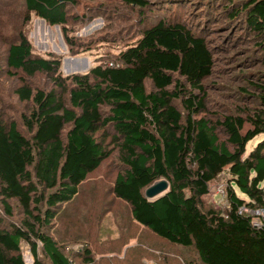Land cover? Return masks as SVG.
<instances>
[{
  "label": "trees",
  "instance_id": "1",
  "mask_svg": "<svg viewBox=\"0 0 264 264\" xmlns=\"http://www.w3.org/2000/svg\"><path fill=\"white\" fill-rule=\"evenodd\" d=\"M6 1L14 0L0 4ZM119 1L140 13L152 2ZM221 1L203 3L211 7ZM229 1L221 8L230 12V20L243 15L264 51V0ZM20 3L26 18L33 12L50 25H63L65 7L76 0ZM66 42L73 45L68 36ZM111 57L83 73L63 76L61 59L35 54L22 29L0 54V66L3 62L17 75L14 93L25 103L19 114L24 131L0 113V202L12 214L10 201L15 200L23 215L18 223L0 227V264H28L22 241L32 254L29 264H73L49 229L58 207L73 200L87 175L109 156L96 136L108 127L116 134L123 168L111 192L128 204L132 221L192 249L198 264H264V217L255 224V215L243 210L264 209V137L246 148L264 134V87L257 107L208 118L202 82L214 67L212 49L198 31L171 17L151 23ZM38 73L51 78V88L32 85ZM63 92L69 93V105ZM180 98L185 116L174 103ZM103 106H108L106 113ZM223 171L228 174L227 206L205 205L201 197ZM162 179L167 191L147 198L144 189ZM39 246L48 262L39 256ZM133 249L127 245L123 258L110 256L113 262L108 263L107 256L95 257L86 245L79 257L83 264H129V259L142 264Z\"/></svg>",
  "mask_w": 264,
  "mask_h": 264
},
{
  "label": "rangeland",
  "instance_id": "2",
  "mask_svg": "<svg viewBox=\"0 0 264 264\" xmlns=\"http://www.w3.org/2000/svg\"><path fill=\"white\" fill-rule=\"evenodd\" d=\"M151 1L145 13H140L119 0H76L75 4L65 7L67 20L63 25H50L33 12L26 18L21 0L12 3L6 1L0 4L1 57L8 43L14 40L15 32L22 29L35 54L61 59L63 76L83 73L109 56L113 58L119 48L137 39L151 23L161 17H171L204 36L214 55L212 73L202 82L206 108L203 114L214 120L218 116L237 114L243 109L258 106L259 88L264 87V51L258 45L259 39L245 24L243 15L230 20V12L221 8L232 2L222 0L209 7L203 0H167V6L163 8L165 0ZM173 1L178 3L174 4ZM66 36L72 38V46L67 44ZM17 82V75L13 76L2 62L0 113L4 119L15 120L24 131L19 114L25 110V103L14 93ZM31 82L35 88L46 90L52 87L51 78L44 73L36 74ZM145 85L148 90L152 89L150 80H146ZM62 96L69 105V93L63 92ZM174 103L185 116L181 98ZM107 110L108 106L102 107L104 113ZM105 129L97 131L96 136L103 140L109 156L87 175L74 199L58 207L59 212L52 220L49 233L73 264H83L79 251L86 245L95 257L107 256L108 263L113 262L110 256L123 258L129 245L133 246L132 252L137 253L142 264H198L192 249L158 238L147 228L132 221L128 204L113 195V180L123 168L113 139L116 134L108 127V134L104 135ZM263 137L264 134H261L251 140L246 146L247 150ZM227 178L228 174L223 171L209 183L208 193L201 197L205 205L220 209L227 206ZM236 191L241 195L237 188ZM10 204L12 214H8L0 202V227L18 223L23 218L15 200H11ZM253 213L256 215L253 221L259 223V216L264 215V209ZM22 243L24 260L29 264L32 254L27 244ZM38 254L48 262L40 246ZM105 261L102 260L103 263ZM126 262L135 263L131 259Z\"/></svg>",
  "mask_w": 264,
  "mask_h": 264
},
{
  "label": "water",
  "instance_id": "3",
  "mask_svg": "<svg viewBox=\"0 0 264 264\" xmlns=\"http://www.w3.org/2000/svg\"><path fill=\"white\" fill-rule=\"evenodd\" d=\"M167 189H168V183L166 180L162 179V180H159V181L153 183L152 185L148 186L146 188L144 194L147 198L154 199V198H157L158 196L164 194V192H166Z\"/></svg>",
  "mask_w": 264,
  "mask_h": 264
},
{
  "label": "built area",
  "instance_id": "4",
  "mask_svg": "<svg viewBox=\"0 0 264 264\" xmlns=\"http://www.w3.org/2000/svg\"><path fill=\"white\" fill-rule=\"evenodd\" d=\"M108 64L111 65V66L113 65L112 62H109ZM243 210H244L245 212H250L251 214L255 215V214L253 213V212H255V210H254V211H250V210H248L247 208H243ZM255 216H256V215H255ZM255 216H254V217H255ZM260 217H264V215L259 216V223H256V222L254 221L255 224H260V220H261Z\"/></svg>",
  "mask_w": 264,
  "mask_h": 264
}]
</instances>
